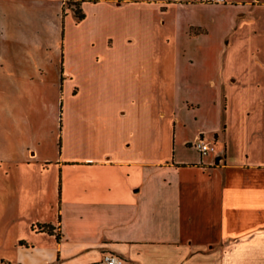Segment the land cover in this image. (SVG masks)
Masks as SVG:
<instances>
[{
	"label": "crops",
	"instance_id": "1",
	"mask_svg": "<svg viewBox=\"0 0 264 264\" xmlns=\"http://www.w3.org/2000/svg\"><path fill=\"white\" fill-rule=\"evenodd\" d=\"M80 6L0 0L1 91L62 106L0 118V264H264V0Z\"/></svg>",
	"mask_w": 264,
	"mask_h": 264
},
{
	"label": "rangeland",
	"instance_id": "2",
	"mask_svg": "<svg viewBox=\"0 0 264 264\" xmlns=\"http://www.w3.org/2000/svg\"><path fill=\"white\" fill-rule=\"evenodd\" d=\"M71 7H73V4H69ZM135 5H131L130 7H119L118 9L114 10L113 14L114 17L118 18L120 20L121 25H124V21L127 18L132 19L130 25L133 30L142 29L143 24L142 22L138 24L139 17H143L144 15L147 16V12L143 14V12H140ZM86 13L88 16V23L94 18V8L93 6H87ZM135 19V21H134ZM136 23V24H135ZM147 23L145 24V30L147 31ZM120 28H124V26H121ZM125 30H128L127 27L124 28ZM122 29V30H124ZM151 30H154V26H151ZM147 46V44H146ZM45 88L46 95L44 98H40V100L37 99V97L33 94L30 100L21 99L16 100L14 97L11 96H19L21 97L24 95V90L20 87L16 86H8L5 87V91H1L0 88V118H2V126H23V127H30V128H36V122L34 121L33 116L40 115L41 127H52L56 124L57 130L59 129V118L62 113V106H61V98L58 99V93L56 91V98H52L53 94L51 93L52 90L50 87H43ZM42 89V88H41ZM3 90V88H2ZM47 90V91H46ZM56 90H59L57 88ZM61 94V90L59 91V95ZM9 97H8V96ZM11 98V101H9ZM80 103L79 101H73V106H78ZM48 115V116H47ZM29 116V117H28ZM57 118L54 122V125L52 124V121H54V118ZM30 119V120H29ZM51 120V121H50Z\"/></svg>",
	"mask_w": 264,
	"mask_h": 264
},
{
	"label": "built area",
	"instance_id": "3",
	"mask_svg": "<svg viewBox=\"0 0 264 264\" xmlns=\"http://www.w3.org/2000/svg\"><path fill=\"white\" fill-rule=\"evenodd\" d=\"M208 2L223 1V0H205ZM195 146L202 154H206L215 148L213 141L206 140L203 136L199 135L194 141ZM100 264H123V258L113 252H104L100 260Z\"/></svg>",
	"mask_w": 264,
	"mask_h": 264
},
{
	"label": "trees",
	"instance_id": "4",
	"mask_svg": "<svg viewBox=\"0 0 264 264\" xmlns=\"http://www.w3.org/2000/svg\"><path fill=\"white\" fill-rule=\"evenodd\" d=\"M81 1L82 0H66L67 3L73 4L72 8L74 10V14L77 17V19L83 18L85 14L82 7L80 6ZM42 228L48 231H52L51 224H48V223L42 224Z\"/></svg>",
	"mask_w": 264,
	"mask_h": 264
}]
</instances>
